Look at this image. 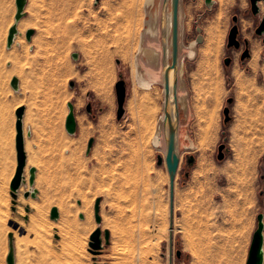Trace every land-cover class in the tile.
Masks as SVG:
<instances>
[{"label": "rangeland", "instance_id": "1", "mask_svg": "<svg viewBox=\"0 0 264 264\" xmlns=\"http://www.w3.org/2000/svg\"><path fill=\"white\" fill-rule=\"evenodd\" d=\"M215 1L212 10L205 0H183L180 6L181 161L175 177L173 232L169 172L165 163L157 164L158 156H165L163 132L160 146L155 142L164 114V0H157L152 10L147 0H30L33 20L19 23L16 37L20 45L13 44L10 50L3 41L14 20L10 24L0 20V264H7L9 234L14 232L16 264H195L194 259L197 264H216L211 258L225 257L215 251L216 242L240 241L246 236L248 240L243 244L249 252L257 216L264 214V151L252 155L246 149L238 155L231 141L237 95L242 92V106L246 110L254 108L252 114L246 112L242 117L246 126L244 141L253 139L264 148V36L256 34L263 13L253 16L250 0ZM9 4L14 7V0ZM156 10L157 28L151 31L148 22ZM198 15L202 17L198 19ZM235 15L240 48L228 47ZM197 20L203 28L204 42L195 47L192 43L198 34ZM74 27L80 33L77 36ZM27 28L35 30L30 42ZM245 33L250 44L246 43ZM218 37L221 48L212 61L220 74V87L205 112L200 96L198 99L208 77L201 54L207 42L211 44ZM37 38L40 43L35 42ZM79 42L85 48L81 49ZM143 48L152 49L154 56L149 58ZM247 48L250 57L243 59ZM73 53H79L80 58L74 60ZM228 57L232 61L227 66ZM13 77L20 80L19 92L11 87ZM120 79L126 82L127 99L125 116L118 120L116 83ZM239 82H244V90ZM5 97L12 102L6 104ZM68 102L74 103L79 116L80 127L75 135L61 127L69 113ZM18 104L28 108L24 122L27 165L37 169L34 186L38 194L26 199L25 190L15 205L10 185L17 168L16 139L13 142L12 134ZM89 104L91 112L87 110ZM226 107L230 108L228 122ZM52 121L56 128L47 125ZM210 121L215 129L203 155L205 137L200 127ZM28 127L34 130V136H28ZM91 138L95 141L87 155ZM192 142L195 149L191 148ZM222 144L224 159L219 160ZM189 156L195 158L192 166L188 164ZM202 161L206 164L204 170L200 168ZM29 177L28 170V184ZM99 198L101 225L95 217ZM85 202L90 210H79ZM23 204L32 205L33 210L27 212ZM65 205L71 207L68 216L63 213ZM53 207L60 212L57 221L50 217ZM99 226L102 231H110V243L95 255L89 242Z\"/></svg>", "mask_w": 264, "mask_h": 264}, {"label": "water", "instance_id": "2", "mask_svg": "<svg viewBox=\"0 0 264 264\" xmlns=\"http://www.w3.org/2000/svg\"><path fill=\"white\" fill-rule=\"evenodd\" d=\"M100 0H96L98 3ZM183 0H164L163 12L161 19V30H162V62H163V72L162 80L164 87V139H165V156H158V166L163 165L164 163L167 166L170 182L173 183L179 165H180V152H179V123H180V102L178 99V90H179V81L181 77V60L179 57V15H180V6ZM264 0H250L251 10L255 16H260L259 24L256 28V34L259 36H264V12L261 11L260 2ZM170 4V9L168 6ZM157 4V0H147L146 5L149 9H153V6ZM205 4L208 9L212 10L216 4L215 0H205ZM27 5V0H16L17 12L15 15V22L9 30L7 48H12L16 36L20 33L18 25L21 19L26 15L25 8ZM158 10L155 11L154 22H158ZM202 15H198L200 19ZM235 24L230 30L228 38V47L240 48L241 42L238 39L239 36V26H238V16L235 15L233 18ZM196 31L197 37L195 39V44H201L204 42L203 28L199 24V20L196 21ZM35 30L30 28L26 31V38L30 42L32 40ZM72 57L74 60L80 58L79 53H73ZM250 57V50L247 48L242 55V58L245 59ZM232 59L230 57L225 59V64L230 65ZM120 63V61H117ZM11 87L15 91L20 90V80L18 77H13L11 80ZM74 82L70 83L71 87H74ZM116 94L118 101V110H117V119L121 120L125 116L126 108V99H127V87L124 79H120L116 83ZM232 100L230 99L229 102ZM69 113L66 118V130L70 135H75L77 132V123L75 116V105L73 102H68ZM87 110L91 112V104L88 105ZM24 114L25 106H20L16 110V151H17V168L16 173L11 181L10 189L11 196L13 197V203L18 204V199L20 197V191L23 185L27 184V177L25 174L27 166V152L25 144V131H24ZM225 122L230 120V108L226 107L224 109ZM31 133H28L30 136ZM94 138H91L88 143L87 155L91 153L92 147L94 145ZM225 145L220 146L219 160L224 159V150ZM195 161L194 156L188 157V164L193 165ZM30 177L29 184L31 187H34L36 180L37 169L35 166H31L29 169ZM38 190L32 188V190H27L24 192V197L28 199L29 197L36 198ZM173 200L174 194L173 189L171 191V215H170V225L173 228ZM79 204L81 202L79 201ZM100 206L101 199H97L95 205V217L98 225L102 223V217L100 215ZM32 209L30 206H26V211L30 212ZM51 219L54 221L59 220L60 212L58 207H53L51 210ZM81 218H84V215H80ZM257 228L253 234L249 255L246 264H264V214L260 213L257 216ZM110 231L107 229L102 231L99 226L90 236V251L97 255L102 251L106 244L110 243ZM15 236L13 233L9 234V252L7 255V264H16L15 257ZM105 239V242H104ZM173 250V246H172ZM177 255H181V251H177ZM171 259H172V255ZM96 259V258H95Z\"/></svg>", "mask_w": 264, "mask_h": 264}, {"label": "crops", "instance_id": "3", "mask_svg": "<svg viewBox=\"0 0 264 264\" xmlns=\"http://www.w3.org/2000/svg\"><path fill=\"white\" fill-rule=\"evenodd\" d=\"M6 1L7 0H0V5H1V7H0V20L4 19L6 23L10 24V22L12 20L15 21V15H16V12H17L16 0H14V2H15L14 7H11V8L9 6L10 5L9 4V0H8L7 3H6ZM7 6H9V7H7ZM29 6H30V0H27V5H26V8H25L26 15L21 19V21H24L25 23H30V21L33 20L31 14L29 12L30 11L29 10ZM260 6H261V4H260ZM262 7L263 8H261V11L263 12L264 5ZM54 10L56 11V5L55 4H54ZM253 16H254V14H253ZM248 18L250 19V17H248ZM13 23H11L10 26L8 27V34H7L6 40H4L3 42L7 43L9 30H10L11 26L13 25ZM28 29H30V28H27V30ZM34 35H33L32 38L35 37ZM244 37L247 39L246 43L248 44V42H249V44H250V41H249L250 37L247 35V33H245ZM261 38H264V37H261ZM254 40L257 43V41L259 39L257 38V39H254ZM251 45L253 47L254 43L252 42ZM162 72H163V66H162V70H161V76H162ZM239 86H240V89L244 90L243 89L244 88V82H239ZM237 98H238V103H237V105H236V107L234 109L235 110V124L233 125V128H232V132H233V137L232 138L233 139L231 141V147H232V149L234 151H236L238 153V155H240L241 152L246 151V149H247V152H250L252 155L260 154V153H262L261 151H264V148H261V146H258L257 142L254 141L253 139L250 142L246 143L244 141L245 140V136L243 135L244 134L243 132L246 129V126H243L242 117L244 116V114H246V112L249 115H250V113L252 114V111H253L252 109H254V108L251 107L250 109L246 110L245 109L246 106H245V108L242 106V101L245 100L244 94L242 92L237 95ZM20 106H22V104H18L17 106H15V108H14L15 115H16V110ZM27 109H28L27 106H25V114H24V119H23L24 122H25V119H26ZM256 112H257V109H256ZM75 116H76L77 130H78L79 127H80V121H79V116L77 115L76 111H75ZM66 118H67V116H65V118H63L62 123H61V127L64 128L65 130H66ZM16 121H17V117H16V120H15V123H16ZM47 125H51L53 128H56V126H57L55 121H52V122L48 123ZM253 125H254V128L257 127V124L255 122L252 123V126ZM25 127L26 126H24V130H25ZM66 132H67V130H66ZM27 133H31L30 136H34V130L31 129V128H29L27 130ZM12 177H11V179H12ZM236 239L237 238H235L234 240H231L229 242H225L224 241L223 244H221L219 242H216V244L214 246L215 251L217 253L222 252L225 255V257H223L221 259V257H219V255L217 257L214 256V258H211L210 261L211 262L215 261L216 264H246L249 252L246 249L245 244H243V240L247 241L248 237L246 236L240 241L236 240ZM235 240H236V242H235ZM234 242H235V244H234ZM239 242H240V244H239ZM194 261H195V264H197V261L195 259H194Z\"/></svg>", "mask_w": 264, "mask_h": 264}, {"label": "bare ground", "instance_id": "4", "mask_svg": "<svg viewBox=\"0 0 264 264\" xmlns=\"http://www.w3.org/2000/svg\"><path fill=\"white\" fill-rule=\"evenodd\" d=\"M142 2H143V0H141ZM168 6H169V9H170V4H169V2H168ZM261 8H262V4H261ZM150 10H152V9H150ZM58 12V11H57ZM151 12L152 11H150L149 12V15L151 14ZM57 14V13H56ZM158 15V14H157ZM127 16V15H126ZM151 16H152V20L150 21V22H148L149 24H150V28H149V30H151V31H155L156 30V28H157V23L155 24V22H154V16H155V12H152V14H151ZM180 18H181V10H180V15H179V24H180ZM65 19V18H64ZM57 20V19H56ZM4 22V19H2L1 20V23H3ZM14 22V21H13ZM53 22V21H52ZM79 25H80V22L78 23ZM76 25V26H79V25ZM83 24V23H82ZM73 25V24H72ZM217 25V28H218V30H219V25L218 24H216ZM215 25V26H216ZM3 25L1 24L0 25V28L2 27ZM75 26V27H76ZM74 27V28H75ZM76 29V30H75ZM74 30V32H77V28H75ZM81 29V27L78 29V30H80ZM85 29V28H84ZM54 30H56V29H54ZM72 30V29H71ZM82 30V29H81ZM80 30V31H81ZM73 31V30H72ZM215 31H217V30H215ZM82 32V31H81ZM1 34V33H0ZM74 34H76V33H74ZM73 34V35H74ZM78 34H80V33H78L77 32V34H76V36L78 35ZM52 35V34H51ZM67 35V34H66ZM69 35H71V33H69ZM73 35H72V37H73ZM53 36H54V34H53ZM40 37V36H39ZM56 37V36H55ZM59 37H62V36H59ZM74 37H75V35H74ZM215 37V36H214ZM42 38V37H41ZM211 38V37H210ZM18 39V37H16V39H15V43H14V46H16V45H20V43H19V41L17 40ZM75 39H76V37H75ZM161 39H162V30H161ZM55 40H56V38H55ZM61 40V39H60ZM82 40V39H81ZM122 40V39H121ZM209 40V39H208ZM73 41V40H72ZM79 41H80V36H79ZM35 42H38V43H40V39L39 38H37V39H35ZM55 42V41H54ZM78 42V41H77ZM209 42V41H208ZM207 42V46H205V48L206 49H204V51L202 52L203 54H201V56H202V59H203V63L204 64H202L203 66H204V70L205 71H207V75H208V77H207V79L205 80V82H203V85H204V92H203V94H201V93H199L200 95H198V99H199V96H200V99H201V102L200 103H202V106H204L203 108H204V111L206 112V109L208 108V106L209 105H211L212 104V102H213V99H214V96H215V93H216V91L215 90H217V87L219 86L218 85V76L220 77V74H218V72L216 73V69H215V67H214V65H215V63H214V61H212V59L213 58H215L216 57V55H217V53H219V51H220V39H219V37L218 38H215L213 41H210L211 42V44H209ZM56 43V42H55ZM70 43H73V42H70ZM209 44V45H208ZM73 45V44H72ZM71 45V46H72ZM192 45L193 46H195L196 47V44H195V42H193L192 43ZM13 46V47H14ZM70 46V47H71ZM78 46L81 48V49H83V48H85V46H83V44L81 43V42H79L78 43ZM39 47V46H38ZM74 47H76V44H75V46ZM7 49H9L10 50V48H7ZM88 50V49H87ZM90 50V49H89ZM179 50H180V44H179ZM83 51H85V50H83ZM143 52H144V54H146V55H148V57L149 58H151L152 56H154V51L152 50V49H149V48H143ZM195 52V49L194 50H192V52L190 53V56L192 57V56H194V53ZM89 53V52H88ZM163 53V52H162ZM218 57V56H217ZM256 59H258V57H256ZM132 61V60H131ZM212 63H214L213 65H212ZM133 64V63H132ZM162 66H163V63H162ZM134 68V67H133ZM200 68V67H199ZM217 71H218V69H217ZM182 72H183V61H181V74H182ZM201 73H202V71H201ZM204 73V72H203ZM216 74H217V76H216ZM199 78V77H198ZM203 79V78H202ZM199 81V80H198ZM220 81V80H219ZM162 84H163V80H162ZM220 87V86H219ZM14 90V89H13ZM15 91V90H14ZM15 92H19V91H15ZM219 92H220V89H219ZM218 92V93H219ZM220 95V94H219ZM154 99V98H153ZM178 99H179V102H182V99L178 96ZM197 99V100H198ZM154 100H156V99H154ZM219 100V99H218ZM3 101H6V104H8V103H10V102H12V100H11V98H10V100L7 98L6 99V97L4 98V100ZM147 101V100H146ZM155 102V101H154ZM215 102V101H214ZM218 102V101H217ZM156 104H157V102H155ZM154 106V105H153ZM216 107V106H215ZM154 108V107H153ZM210 108H211V106H210ZM153 113H155V112H153ZM149 114H151V113H149ZM157 115V114H156ZM210 115V114H209ZM201 119H202V117H200ZM143 120V119H142ZM204 120H205V118H204ZM203 121V120H202ZM207 121H209V120H207ZM204 122V121H203ZM144 123V122H143ZM202 123V122H201ZM211 123V124H210ZM145 124V123H144ZM163 124H164V114H163V116H162V118H161V120L159 121V126H158V131H157V134H156V138H155V142H156V144L158 145V146H160V144H161V134H162V132H163V134H164V130H163ZM154 127H155V125H154ZM215 126H214V123L213 122H209V123H206V125L204 126V127H200V132L202 133V136H204L205 137V140H204V142H202V144H201V153L204 155L205 154V152H206V150H207V148L209 147V142L211 141V136L213 135V133H214V128ZM147 128V127H146ZM26 129V128H25ZM155 129V128H154ZM25 131V136H26V130H24ZM147 131V130H146ZM153 132H155V131H153ZM142 133H145V131L143 132V130H142ZM154 134V133H153ZM16 139V130L14 129L13 130V134H12V140H13V142H14V140ZM191 148L192 149H195V147H194V145H193V142H192V145H191ZM207 153V152H206ZM203 157V159H204V156H202ZM204 165L206 166V164H205V162H201L200 163V168H202L203 170H204ZM29 165H27V167H26V170H25V174H26V177L28 178V170H29ZM207 172V171H206ZM32 188H35V186L34 187H31L30 186V184H26V185H23L22 186V188H21V193H23L25 190H32ZM172 189H173V194H174V190H175V179H174V181H173V183L172 182H170V200H171V191H172ZM124 190V189H123ZM20 193V194H21ZM123 193V195L126 193H124V192H122ZM21 196V195H20ZM19 202H20V198H19ZM32 204H36L35 202H32ZM23 206H27L26 204H23ZM30 207H31V209L33 210V206L32 205H30ZM79 210H82V211H88V210H90V208H89V203L88 202H85L82 206H81V208L79 209ZM71 212V207L70 206H68L67 207V205H65L64 207H63V213H64V216H68V214ZM19 214H21V215H23V213H20V212H18ZM10 230V229H9ZM12 231V230H11ZM171 231L173 232V228H171ZM13 232V231H12ZM14 234H15V237H16V232H14Z\"/></svg>", "mask_w": 264, "mask_h": 264}, {"label": "flooded vegetation", "instance_id": "5", "mask_svg": "<svg viewBox=\"0 0 264 264\" xmlns=\"http://www.w3.org/2000/svg\"><path fill=\"white\" fill-rule=\"evenodd\" d=\"M161 48H162V39H161ZM162 57H163V54H162ZM163 63V62H162Z\"/></svg>", "mask_w": 264, "mask_h": 264}]
</instances>
